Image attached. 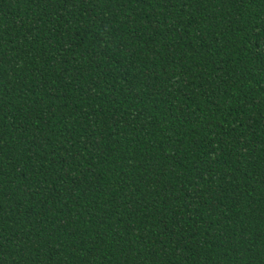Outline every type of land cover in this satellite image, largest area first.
<instances>
[{"label": "trees", "instance_id": "trees-1", "mask_svg": "<svg viewBox=\"0 0 264 264\" xmlns=\"http://www.w3.org/2000/svg\"><path fill=\"white\" fill-rule=\"evenodd\" d=\"M0 264H264V0H0Z\"/></svg>", "mask_w": 264, "mask_h": 264}]
</instances>
